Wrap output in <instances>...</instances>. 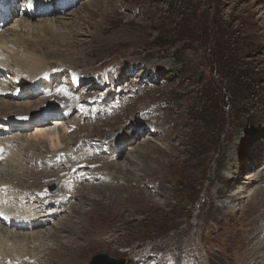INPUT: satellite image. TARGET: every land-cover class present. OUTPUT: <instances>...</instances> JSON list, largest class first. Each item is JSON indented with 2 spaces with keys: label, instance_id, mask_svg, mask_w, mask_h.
<instances>
[{
  "label": "rangeland",
  "instance_id": "rangeland-1",
  "mask_svg": "<svg viewBox=\"0 0 264 264\" xmlns=\"http://www.w3.org/2000/svg\"><path fill=\"white\" fill-rule=\"evenodd\" d=\"M44 1L16 0L13 9ZM51 1L56 11L34 19L20 12L0 27V37L17 49L45 44L43 51H20L52 63L50 78L39 84L55 80L53 88L69 89L70 101L51 108L64 113L68 105L71 123L51 116L47 137L56 138L59 122L73 135L95 120L99 132L96 139L74 135L69 144L44 138L45 150L32 135L38 122L8 129L28 140L19 142L17 162L0 161V210L34 217L46 203L59 211L46 225L59 237L34 245V229L8 233L0 224V264H91L101 253L126 264H250L264 255V0ZM45 25L49 31L40 30ZM9 86L29 100L20 85ZM142 124L137 145L124 148L112 170L73 164L71 154L81 148L117 157L112 140ZM146 140L152 148L142 152ZM45 169L55 171L37 184L35 172ZM243 175L257 182L241 183ZM90 181L93 189L81 196L67 191ZM40 192L50 197L45 203ZM56 222L70 232L52 228Z\"/></svg>",
  "mask_w": 264,
  "mask_h": 264
},
{
  "label": "bare ground",
  "instance_id": "bare-ground-1",
  "mask_svg": "<svg viewBox=\"0 0 264 264\" xmlns=\"http://www.w3.org/2000/svg\"><path fill=\"white\" fill-rule=\"evenodd\" d=\"M15 2H16V0H0V10L4 9L5 10V11H3L4 13L6 11L13 10V7H14L13 4ZM55 2H57V1H55ZM59 2L66 3L65 0H59ZM28 5L29 6L27 8H31V13H27L26 16L33 18V19L35 18V16L44 17L45 15L49 14L50 10L56 11V8L59 7V4H57V3L54 4V2H52L51 0H45L42 4H40L38 6H33L30 3H28ZM88 5H90V4H88ZM44 6H45V8H44ZM42 8H44V9H42ZM0 12H2V11H0ZM36 13H38V15ZM1 18H3V21L6 20V16H4V15L0 16V20H1ZM48 22L49 21H47V23H44V22L43 23L48 25ZM37 23H39V22H37ZM13 25L16 27L17 24L14 23ZM40 25H42V24H40ZM46 25H45V27L42 26V28H40V30L45 31V32L49 31V29H48V27H46ZM53 29H54V27H53ZM52 35L55 36L56 33H53ZM82 40H84V39H82ZM78 41H80V40H78ZM77 44H78V42H77ZM19 46H20V48L17 49L14 47V43L9 44L6 42L5 39L0 37V70L4 71V73L11 72L12 75L14 76V78L16 79V82L18 84L22 85L24 89L31 88L32 86H37L39 84V81L41 78L45 79V77H46L47 79H49L51 76V72H52V70L50 69V67L52 65L51 62H45L46 60L37 56L36 53H31V55H29L28 53L22 54L20 51V49H23L25 51H34V50L35 51H43L47 48V46L45 44H38V43H37V45H34L37 49L36 48L34 49L33 46H30L27 44L24 45V43H22ZM68 46L71 47L70 45H68ZM5 51H6V53H4ZM8 53H11L13 55L12 67H6V65H5L7 63V60H8ZM43 69H45V71L42 72ZM74 86L76 87V85H74ZM10 88L13 90L12 86H8L6 83L0 82V161H4L6 159L11 158V159L15 160V162H17V159H19L18 158L19 156L17 157V155L20 154L19 153L20 150L18 149L19 147H17V146H18L19 142H23V144H26L27 143L26 141L28 140V138L26 139V137L20 138L19 136L18 137L16 136V139H15V138H13L14 135H13V137L10 136L8 129L16 127L17 130H26L29 126L28 124L31 123V120H33V119L46 121V119L42 118V116L44 115L45 112L52 111L54 109V108H51L53 106V103H55L58 100H62L63 102L64 101H70L71 98L68 100V98L70 96L67 93V90H69V89L66 86L65 87L64 86L58 87V88L54 89L53 88V82H52L51 88L48 92H47V88L42 89V87H40V88L35 89V91H34L35 94L32 92L27 93L30 95L28 101H26V99H24V97H22L20 95L21 94L20 90H18V92L16 93L15 91L9 90ZM31 98H34V100L30 101ZM76 100H78V99H76ZM67 107H68V105H66L65 106L66 109H64V113H63L64 117H62V118L60 117L59 121L66 120L67 123H69L67 125H70L71 122L68 120L70 117L71 109L69 107H68L69 108L68 109ZM76 107H78L80 110H83V112H84L86 105H84V103L79 100V101H77ZM59 112H60V110H59ZM111 115L115 116L116 114L114 112H112ZM40 116H41V119L39 118ZM100 120L103 121L105 124H108L107 117L105 115H102L100 117ZM53 122H54V118H53V120H47V124H49V125L50 124L52 125ZM47 124L39 125L38 123H36L34 125V128H36V130L34 132L35 134H32V135L36 139L34 141L39 146L42 145L43 140H45L44 138L48 139L49 142L51 141V144L53 143V140H55V139H56L55 140L56 143L61 141V142L69 144V141L70 140L72 141V138H74L73 137L74 135H78L81 137V135L87 134L86 138L89 137V138H94V139H96L98 137V135L95 134V133L99 132L98 129H96V127H98V125H97L95 120H93L92 122H89V123L79 124L77 126L76 132H74L73 135H71L72 133L68 134V131L70 130V128H66V131H63L62 122L61 123L59 122L58 124H61V127L59 125V128L57 129V131H55V137H56L55 139L50 138V136L47 137L48 133L46 134L44 132V128L47 126ZM126 126H128V125H126ZM89 128H92L90 132H89ZM141 131H142L141 126L140 127L135 126L131 130H127V131L124 130L123 132L121 131L122 135H120L118 138H115L114 140H112L113 143L115 144V146L119 147V144L121 146L120 153L115 158L104 160V159H102V157H97L95 155L96 153L92 154V153H90V150H88V149L85 150V148H81L80 154H77V155L73 154V153L71 154V157L73 159V164L76 167H78L79 169L86 167L87 165H90L92 168L101 167V170H109V169L112 170L114 165L119 164L118 160H120V157L125 154V152L123 151L124 148L127 149L128 146L131 145L130 141H132V137L134 138V137L139 136ZM62 132H63V134L61 135L60 133H62ZM68 135H69V137L66 140L65 137ZM145 139L146 138H144L143 140H145ZM29 140H30V138H29ZM123 141H125V143H121ZM134 143L136 144V140L133 142V144ZM141 143L145 144L144 147L142 148V152L144 150L146 152L148 150V152H149L150 151L149 149L152 148L151 146H149L147 144V140L142 141ZM44 145H42V148L45 149V147H48V146L44 147ZM79 147H81V146H79ZM137 147L138 146H135V147H132L131 149L136 150ZM45 150H47V149H45ZM57 153H59V152H57ZM111 153L113 155V152H111ZM258 157H255V159L257 160ZM61 158H62V156H61ZM126 158L129 159L128 156ZM128 159H127V164H129L130 167H132V165L135 166V161H133V159H131V158L129 160ZM111 167H112V169H111ZM107 168H109V169H107ZM49 170L50 169L37 170L35 172V180H36L37 184L40 183L39 180L41 178H44V177H42V175L51 176L53 174V172L55 171V170H52V171H49ZM120 170H121V168H120ZM80 172H81V170H80ZM239 179H241L240 182L241 183L243 182L244 184H255L257 182L254 180H250L249 183H247V181H244L245 179H247V180L251 179L250 175H248V176L243 175ZM95 180H97V179H95ZM95 180H93V181H95ZM93 181H90L89 184L83 183V184L76 186V187L70 186L69 188H67V191L69 193H73L74 195L76 194V195L81 196L85 192L86 188L93 189V185H94V183H92ZM252 182H254V183H252ZM104 184L106 185V182ZM1 185H2V183L0 182V190H1ZM80 188H82V189H80ZM96 188H97V186H96ZM105 188H108V187L105 186ZM37 197H39L40 198L39 200L41 202H44V203H45V201H43L44 199L50 198L49 195H47L46 193L43 194L41 192L36 196V198ZM9 199H11V198H9ZM8 203H10V202H8ZM12 204H13V202H12ZM45 204L41 205L37 211H34V217L33 216H24V215H21L19 217L18 216L14 217V215L10 213L11 211L8 212L7 210H0V224H4L8 228V233L14 231V233L16 234L17 231L34 229V235H32L34 245L36 243L38 244V242L41 243L43 241H45V242L52 241V240L54 241V239L59 237V234H58V232H53V229L46 227V225L52 223L53 220L51 218L56 217L58 215L59 211L54 212V210H52L53 207L49 208L50 205L46 204L47 206H45ZM58 204L61 207L64 206L63 203H58ZM70 207L72 208V206H70ZM71 208H68V209L71 210ZM17 210L19 212V209H17ZM29 213H31V212L29 211ZM54 224H56V225H54ZM60 225H61L60 222L53 223L52 228H55L58 230L62 229L63 231H69L70 232L69 227H65V226L61 227ZM10 238H8V239H10ZM12 238L15 239L16 237L13 236ZM20 238L21 237L19 236V239ZM70 243L71 242H68L67 245H71ZM62 244H64V243H62ZM257 245H258V242H257ZM262 245H264V243ZM59 247H61V245ZM34 252H35L34 254H36V251H34ZM27 253H28V250H27ZM44 254H43V256H44ZM45 255H47V254H45ZM43 262H44V260H43ZM250 264H264V255H261L259 258L255 257V259L252 260L250 262Z\"/></svg>",
  "mask_w": 264,
  "mask_h": 264
},
{
  "label": "water",
  "instance_id": "water-1",
  "mask_svg": "<svg viewBox=\"0 0 264 264\" xmlns=\"http://www.w3.org/2000/svg\"><path fill=\"white\" fill-rule=\"evenodd\" d=\"M52 188V186H51ZM91 264H126L124 258H113L109 254H97L92 258Z\"/></svg>",
  "mask_w": 264,
  "mask_h": 264
}]
</instances>
